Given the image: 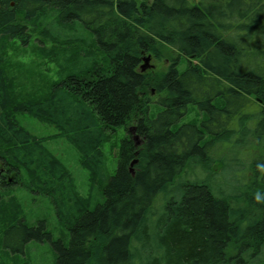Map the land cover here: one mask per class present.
I'll list each match as a JSON object with an SVG mask.
<instances>
[{
  "label": "trees",
  "instance_id": "16d2710c",
  "mask_svg": "<svg viewBox=\"0 0 264 264\" xmlns=\"http://www.w3.org/2000/svg\"><path fill=\"white\" fill-rule=\"evenodd\" d=\"M190 108L202 118L183 122ZM25 114L76 146L86 205ZM132 124L141 144L124 138L111 173L102 145ZM0 165L2 184L26 173L51 194L68 228L54 240L19 218L11 253L48 240L57 264H264V0H0Z\"/></svg>",
  "mask_w": 264,
  "mask_h": 264
},
{
  "label": "rangeland",
  "instance_id": "374dc122",
  "mask_svg": "<svg viewBox=\"0 0 264 264\" xmlns=\"http://www.w3.org/2000/svg\"><path fill=\"white\" fill-rule=\"evenodd\" d=\"M33 36L30 41L29 49L34 44H37V38ZM20 45L19 40H17ZM175 51L170 50L161 57L153 56L149 62V67L145 71H161L170 64V56L174 55ZM27 56L31 57L30 54ZM168 56V57H167ZM18 57V56H17ZM21 58V56H19ZM27 59V58H26ZM144 62V61H143ZM142 62V63H143ZM186 61H183L181 68L186 66ZM48 64V63H47ZM50 65V66H49ZM47 67V66H46ZM48 68H43L42 71L49 73L54 78H58L60 70L53 63L48 64ZM153 98L154 94H150ZM161 110V106L154 102L151 105V115H156ZM202 118V113L196 109L190 108L183 122ZM22 124L30 131L32 136L38 141L39 147L53 156L56 162L61 163L65 176L63 179L66 184L70 183L82 203L87 204V200L93 189V178L89 169L83 164L81 154L76 146L64 135L63 131L57 126L39 119L33 114H25L20 116ZM134 124L127 127H119L115 132L108 135V139L102 145V151L106 157L107 166L111 173H114L117 168L118 157L120 154L121 143L124 138L129 135L134 136L131 128ZM136 136V134H135ZM0 170L4 172V167L0 165ZM1 172V173H2ZM0 173V264H57V250L54 245L48 241H30L25 247L23 253L14 254L3 248L2 235L5 228L16 222L19 218L25 220L26 223L34 225L40 220H44L48 230L54 240L62 239L67 241L68 228L60 217L58 206L55 203L54 197L49 193L41 192L33 186L29 174L22 173L18 178L10 173L6 176L7 184H2L3 176Z\"/></svg>",
  "mask_w": 264,
  "mask_h": 264
},
{
  "label": "water",
  "instance_id": "95a60500",
  "mask_svg": "<svg viewBox=\"0 0 264 264\" xmlns=\"http://www.w3.org/2000/svg\"><path fill=\"white\" fill-rule=\"evenodd\" d=\"M150 60H151V55H148V56H145L144 58H143V63H142V65H141V69H142V71H145L148 67H149V62H150ZM131 131H133L134 133H135V127H132L131 128ZM136 134V133H135ZM135 134H134V136H133V138H134V140L136 141V145H139V144H141V139L139 138V136L136 134V136H135ZM137 162V160H135L133 163H132V165L133 164H135Z\"/></svg>",
  "mask_w": 264,
  "mask_h": 264
}]
</instances>
